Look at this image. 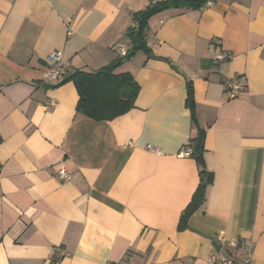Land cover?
<instances>
[{"label": "crops", "instance_id": "1", "mask_svg": "<svg viewBox=\"0 0 264 264\" xmlns=\"http://www.w3.org/2000/svg\"><path fill=\"white\" fill-rule=\"evenodd\" d=\"M212 2L150 17L151 54L114 71L140 85L135 108L95 121L60 83L130 50L127 31L151 1L0 0V264H206L251 238L264 264V0ZM54 51L71 67L48 84ZM220 68L241 80L238 98ZM200 128L213 182L181 229L200 184L182 152Z\"/></svg>", "mask_w": 264, "mask_h": 264}, {"label": "trees", "instance_id": "2", "mask_svg": "<svg viewBox=\"0 0 264 264\" xmlns=\"http://www.w3.org/2000/svg\"><path fill=\"white\" fill-rule=\"evenodd\" d=\"M209 0H170L168 2L151 5L147 10L134 15L135 27L127 31V37L131 48L125 57H120L112 64L96 72L75 71L70 74L60 85L72 82L78 92L77 113L95 121H111L135 108L136 97L140 92V85L129 73H116L124 62L130 60L139 51L151 54L148 46L149 19L155 14L169 7L200 9ZM58 84V86H60ZM194 92L191 84H188L187 109L192 114V122L197 125L195 115ZM205 132L198 129L196 137L190 141L191 155L198 164L200 184L191 200L190 205L182 214L180 227H185L189 216L203 204L205 200L206 186L213 182V176L208 174L205 166Z\"/></svg>", "mask_w": 264, "mask_h": 264}, {"label": "built area", "instance_id": "3", "mask_svg": "<svg viewBox=\"0 0 264 264\" xmlns=\"http://www.w3.org/2000/svg\"><path fill=\"white\" fill-rule=\"evenodd\" d=\"M151 5L162 4L170 0H150ZM213 0H209L206 3V6H212ZM212 51L214 54V62L220 63L227 59L226 54H223L221 50L218 49V46L215 44L211 45ZM128 50L123 47L121 49L122 57H125ZM62 53L59 51L52 52L47 57L48 67L43 72V80L48 84L60 83V81L67 77L71 64L69 62H64ZM220 74L224 77L223 84L226 89L228 98L236 99L239 97L242 92L241 80L238 78H231L226 76V73L223 69L220 68ZM183 155H191V150L186 149L182 152ZM56 177L62 182H69L72 179V173L67 170L65 167H61ZM222 242H225V239L220 236ZM230 246L237 250L238 254H213L209 257L206 264H253L254 263V241L251 239H244L240 242H231Z\"/></svg>", "mask_w": 264, "mask_h": 264}]
</instances>
